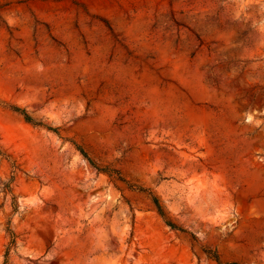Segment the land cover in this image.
I'll return each mask as SVG.
<instances>
[{"label": "rangeland", "instance_id": "obj_1", "mask_svg": "<svg viewBox=\"0 0 264 264\" xmlns=\"http://www.w3.org/2000/svg\"><path fill=\"white\" fill-rule=\"evenodd\" d=\"M215 251L264 264V0H0V264Z\"/></svg>", "mask_w": 264, "mask_h": 264}, {"label": "trees", "instance_id": "obj_2", "mask_svg": "<svg viewBox=\"0 0 264 264\" xmlns=\"http://www.w3.org/2000/svg\"><path fill=\"white\" fill-rule=\"evenodd\" d=\"M11 109L20 113L24 119L26 121H29V122H32V123H37L34 118L26 111L25 108H22L20 106H17V105H11ZM80 152L82 153V155L84 157H86L88 159V161L91 163V165H93L97 170L99 171H104V172H107L109 175H113L115 174L117 171L116 169H113L111 167H107V166H104V167H101L99 165H97L95 163V161L86 153V151L82 148V147H78ZM129 187L131 188H134V189H138V190H141V191H148L149 194L151 195V198H152V201L158 211V213L164 217V220L166 222L167 225H169L170 227L172 228H176V229H180V230H184L183 227H180L179 225H177L175 222H173L171 219L167 218L165 216V212H164V209L162 207V204L158 198L157 195H155L154 193H152L148 188H145V187H142V186H137V185H132V184H129ZM215 260L219 263V264H240L238 263L237 261H227V262H222L218 256V253L215 251L214 254H213Z\"/></svg>", "mask_w": 264, "mask_h": 264}]
</instances>
